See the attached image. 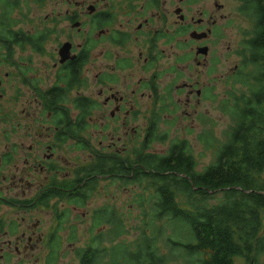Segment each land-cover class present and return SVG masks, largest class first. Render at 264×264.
<instances>
[{"label":"flooded vegetation","instance_id":"af4514ba","mask_svg":"<svg viewBox=\"0 0 264 264\" xmlns=\"http://www.w3.org/2000/svg\"><path fill=\"white\" fill-rule=\"evenodd\" d=\"M199 1L77 2L82 14L74 11L67 19L78 32L82 27L88 29L78 48L70 42L73 58L61 61L60 52L18 53L23 48L16 35L36 32L16 30L19 23L10 20L20 0H0L5 14L0 10V264H25L24 255H32L36 241L41 242L33 241L39 219L30 222L38 210H49L58 203L71 205V186L57 184L55 173L57 156L65 160L61 151L71 141L83 145L82 151L93 159L103 153L122 154L116 148L113 152L89 149L93 146L88 137L91 124L96 122L99 134L112 140V145L119 128L125 129V135L131 129L132 140L139 130L131 126L142 108L149 116L144 119L142 136L147 141L153 131L158 133L151 103L167 111L174 108L179 92H186L190 103L202 91L198 89L201 68H208L214 80L216 69L229 64L230 53L238 63L221 80L237 73L249 32L243 21L246 15L238 12L239 4L238 16H233L225 0H212L203 9ZM73 66L77 67L74 71ZM92 70L96 71L94 91L88 90ZM207 87L216 93L215 85ZM76 98L85 109L82 124L88 127L82 129L81 137L72 138L79 113L74 108ZM146 103L150 107L144 108ZM87 105L92 107L90 113ZM81 184L75 182L73 188ZM63 215L64 228L69 221ZM60 221L48 236L61 234L62 230L56 232Z\"/></svg>","mask_w":264,"mask_h":264},{"label":"trees","instance_id":"16d2710c","mask_svg":"<svg viewBox=\"0 0 264 264\" xmlns=\"http://www.w3.org/2000/svg\"><path fill=\"white\" fill-rule=\"evenodd\" d=\"M236 1L238 12L253 25L241 51L234 93L223 105V112L233 121L226 138L216 144L198 136L214 147L213 160L198 170L186 138L174 140L163 154L147 151L152 142L167 139L166 134L153 131L142 142V150L141 145L134 147L133 155L103 153L78 169L75 182L82 184L70 190L71 204L86 205L99 182L108 177L144 190L136 201L145 218L140 224L142 234L127 242L122 239L129 231L126 215L115 206L95 210L90 236L77 248L78 264H173L180 260L185 264H235L237 257L249 264H264V0ZM16 36L23 49L29 44L41 52L49 34ZM74 100L79 113L72 138H79L88 125L82 124L85 109L79 98ZM86 110L90 113L91 105ZM63 214L66 211L57 214L61 221L56 232L64 229ZM69 230L66 240L73 245L77 229L72 224ZM48 247L44 264H56L64 248L59 233L50 237Z\"/></svg>","mask_w":264,"mask_h":264},{"label":"rangeland","instance_id":"374dc122","mask_svg":"<svg viewBox=\"0 0 264 264\" xmlns=\"http://www.w3.org/2000/svg\"><path fill=\"white\" fill-rule=\"evenodd\" d=\"M20 6L14 10L12 15L13 18L10 20L13 23H19L16 30L22 29L29 33H38L39 31H46L49 37L45 43L44 50L41 53L46 52L50 54L59 53L61 45L67 42H71L75 47L78 48L79 44L83 40L85 30L88 26L82 27L80 32L77 28H73L70 20L67 19V14L74 11H79L82 14L80 8L75 3L88 1L89 3L95 0H47L44 3H38L37 0H20ZM212 0H200V7L207 8ZM227 5L231 8L233 16L237 13V5L239 4L236 0H225ZM2 10V16L4 17V10ZM3 17L0 20H3ZM85 18H82L84 21ZM244 25H247L249 32L252 30L253 21L250 18L244 20ZM236 22L238 18L236 17ZM20 27V28H19ZM18 53L27 54L33 53V47L28 46L26 49L17 51ZM71 53V52H70ZM229 64L223 65L218 70L216 69L213 80L212 72H209L208 68H201L200 70V82L198 89L202 90L200 95H194L191 98V102L187 103L186 92H179L175 96V106H171L169 110L164 111L160 105L151 103V107L148 103L145 107H150L151 113L157 116L158 127L157 131L159 135H167L165 142L154 141L150 144L147 151L156 152L159 154L165 153L171 143L177 139L186 138L190 143L194 156L198 162V170H203L213 160L214 147L208 146V143L203 142L198 136L201 135L202 139H208L210 142L216 141V144H220L226 138L227 130L233 121L230 115L223 112V105L226 106L232 98L234 89L236 87V74L227 77L224 80H228L230 83L224 84L221 80L222 76L229 71V68L233 67L234 64L238 63L233 53L228 55ZM240 64V61H239ZM95 70L89 73L91 81L88 83V90L94 91L95 84L92 81ZM216 86V93H212L208 85ZM239 86V85H237ZM75 93V92H74ZM196 93V92H195ZM228 97V98H227ZM180 103V104H177ZM9 107H11L9 105ZM173 108V109H172ZM173 113H170L171 111ZM169 114V116H168ZM147 113L141 108V114L138 117V121L131 127H136L139 131L136 133L135 138L131 140L130 134L132 130L128 129V133L125 135V129L119 128L116 132L115 144L112 145V140H105L99 133V127L97 123L91 124L88 129V137L92 143V147L89 149L104 150L106 152H113L116 148L121 149V156H127V153L133 155L134 147H138L142 144V136L145 133L144 119ZM111 126V125H110ZM213 127V128H211ZM211 128V129H210ZM212 131H210V130ZM213 131L215 137H213ZM128 136V137H126ZM214 138V139H213ZM219 139V140H218ZM102 140V144H100ZM142 150V145L139 147ZM65 156V160H61L59 156L56 162L58 164L56 180L57 184L62 186H71V189L75 185L76 171L85 165H88L94 161L90 156L89 152H83L79 147V143L71 141L70 146L65 150L61 151ZM63 176H70L69 180L65 181ZM70 189V190H71ZM69 190V191H70ZM144 193V190L137 184H125L124 182L116 181L108 177L103 178L98 185V188L92 193L90 199L87 200L86 205L75 206L73 204L60 205L59 203L52 206L49 210H38L30 222H36L39 219L40 227L37 228V235L33 238L36 241L35 248L30 257L24 255L25 264H44L45 258L49 253V240L50 231L54 230L57 225L58 213L60 215L66 211L69 225H74L77 229V241L71 245L67 242V237L70 234L69 225L64 227L61 231V239L63 241L64 248L61 250L60 256L56 264H78L77 259V248L84 245L90 236L91 227V215L97 209L108 206H115L120 213L123 212L126 215L127 234H124L122 239L127 242H133L137 240L143 230L140 228V224L145 219L140 207L137 206L139 202L136 201L137 194ZM221 196L220 193L217 194ZM148 196V192H146ZM184 199V197H183ZM215 202V200L213 201ZM130 210V212H129ZM152 215L148 222H151ZM135 226V228H134ZM109 228V227H108ZM107 238V237H106ZM108 244V243H107ZM29 252L28 254H30ZM185 264L184 261L174 262L173 264ZM235 264H249L245 262L242 257H237Z\"/></svg>","mask_w":264,"mask_h":264},{"label":"water","instance_id":"95a60500","mask_svg":"<svg viewBox=\"0 0 264 264\" xmlns=\"http://www.w3.org/2000/svg\"><path fill=\"white\" fill-rule=\"evenodd\" d=\"M71 47H72V44L70 42H67V43H64L62 45V47L60 48L59 52L62 56V60L61 61H64L68 58H73L70 56V52H71Z\"/></svg>","mask_w":264,"mask_h":264}]
</instances>
